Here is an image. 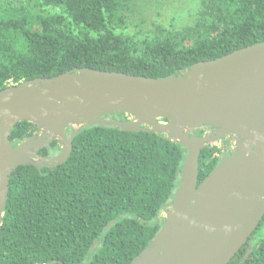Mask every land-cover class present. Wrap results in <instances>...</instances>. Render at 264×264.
<instances>
[{
	"label": "trees",
	"instance_id": "obj_1",
	"mask_svg": "<svg viewBox=\"0 0 264 264\" xmlns=\"http://www.w3.org/2000/svg\"><path fill=\"white\" fill-rule=\"evenodd\" d=\"M133 5L0 0V91L80 69L164 79L264 42V0H201L191 24L142 41L123 32ZM109 118L129 120L120 113ZM36 132L21 122L10 140L17 147ZM61 149L55 140L40 155L53 157ZM186 154L184 146L154 131L83 128L63 165L13 171L0 264H131L160 232ZM221 159L217 147L201 152L198 184ZM261 229L264 219L230 264H264V236L255 241Z\"/></svg>",
	"mask_w": 264,
	"mask_h": 264
},
{
	"label": "water",
	"instance_id": "obj_2",
	"mask_svg": "<svg viewBox=\"0 0 264 264\" xmlns=\"http://www.w3.org/2000/svg\"><path fill=\"white\" fill-rule=\"evenodd\" d=\"M118 113L129 120L109 118ZM21 122L37 132L15 147ZM85 127L154 131L187 149L164 224L131 264H230L264 219V42L164 79L80 69L1 90L0 240L13 171L63 165ZM200 129L214 132L197 137ZM224 138L233 154L198 184L201 152ZM55 140L61 152L41 156Z\"/></svg>",
	"mask_w": 264,
	"mask_h": 264
},
{
	"label": "rangeland",
	"instance_id": "obj_3",
	"mask_svg": "<svg viewBox=\"0 0 264 264\" xmlns=\"http://www.w3.org/2000/svg\"><path fill=\"white\" fill-rule=\"evenodd\" d=\"M200 3L201 0H134L128 27L123 32L142 41L173 27L183 28L194 21ZM212 146L223 147V143L217 141ZM263 236L264 229H261L255 241Z\"/></svg>",
	"mask_w": 264,
	"mask_h": 264
},
{
	"label": "flooded vegetation",
	"instance_id": "obj_4",
	"mask_svg": "<svg viewBox=\"0 0 264 264\" xmlns=\"http://www.w3.org/2000/svg\"><path fill=\"white\" fill-rule=\"evenodd\" d=\"M213 132H214L213 129H200L195 132V135L197 137H203ZM220 142L223 143V147H217L220 150V157L224 158V157L231 156L234 151L233 138H224Z\"/></svg>",
	"mask_w": 264,
	"mask_h": 264
}]
</instances>
